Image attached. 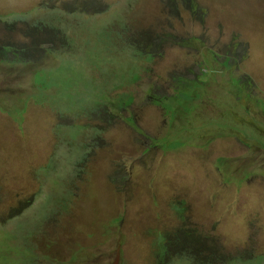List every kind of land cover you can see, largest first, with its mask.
I'll list each match as a JSON object with an SVG mask.
<instances>
[{
  "label": "rangeland",
  "instance_id": "obj_1",
  "mask_svg": "<svg viewBox=\"0 0 264 264\" xmlns=\"http://www.w3.org/2000/svg\"><path fill=\"white\" fill-rule=\"evenodd\" d=\"M55 29L0 61V264H264V0H0Z\"/></svg>",
  "mask_w": 264,
  "mask_h": 264
},
{
  "label": "trees",
  "instance_id": "obj_2",
  "mask_svg": "<svg viewBox=\"0 0 264 264\" xmlns=\"http://www.w3.org/2000/svg\"><path fill=\"white\" fill-rule=\"evenodd\" d=\"M16 20L18 21V19H16ZM46 35H48V36H46ZM37 36H43V37H46V39H38ZM53 36H59V37H53ZM32 37H33V40H32L31 46H21V47H18V46L14 45V44H9V46L4 45L3 47H1L0 48V61H2V62H9V63H12V64H19V63L23 64V62H26V63L29 62V63H32V64H34V63L35 64H38V63H41V62H45L47 58H44V57L47 55V50H49V49H55V46H52V48H43L41 50V49H38L37 45L38 44H41V42H48V43H51L52 45H54V42H55V40L57 38L63 39L60 36V34L58 33L57 29L52 30L50 32H45V33L33 31ZM13 48L18 49V51L16 52ZM247 48H248V46H247L246 43H244L242 41L238 42L237 43V47H236V55L242 56L245 52H247ZM23 51L28 52V54L27 55H22L21 52H23ZM36 52H39L40 53V55H39L40 58L39 59H38V57H36V56L33 55L34 53L37 54ZM32 56L34 57V59L31 58ZM229 59H231V57H229L228 60ZM201 64L202 63L200 62L199 67H197L198 68V72L195 74L197 77H199L200 74L203 71ZM196 80L197 79H194L193 81H196ZM241 80L242 79H240V81ZM14 82L15 83H18V79L17 80H14ZM84 158H85V155H84V157L82 159H84ZM173 209L175 210V212L177 213V215L181 219H183L184 218V214L186 212V204H185V201L184 200H181L179 202L174 203L173 204ZM16 213H17V210L13 211L11 213V216L15 215ZM8 218H11V217H8ZM122 220H123V216H121L117 220H113V221H116L117 222V225H118V223L121 222ZM191 231H193V230H191V229L187 230L185 226L179 227L173 233L174 237H172L170 240H168L169 232L168 231L165 232L163 234V237L166 240V241L164 240L166 242V244H163L162 243L163 249L165 251L166 250L168 251L169 246H171V245H173L175 243L181 242V239H182V237L184 235H192ZM202 248L203 247H201V249ZM178 254H185V253L179 252ZM54 260H56V261H64L65 260V257L61 255L60 258H56ZM201 263H202V260L199 259V264H201ZM31 264H35V258H34V260L31 261Z\"/></svg>",
  "mask_w": 264,
  "mask_h": 264
},
{
  "label": "clouds",
  "instance_id": "obj_3",
  "mask_svg": "<svg viewBox=\"0 0 264 264\" xmlns=\"http://www.w3.org/2000/svg\"><path fill=\"white\" fill-rule=\"evenodd\" d=\"M178 78V77H177Z\"/></svg>",
  "mask_w": 264,
  "mask_h": 264
}]
</instances>
